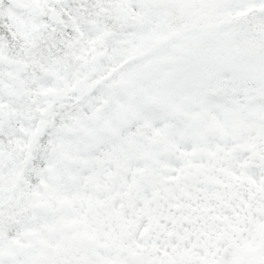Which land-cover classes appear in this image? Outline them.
I'll list each match as a JSON object with an SVG mask.
<instances>
[{
    "label": "snow or ice",
    "instance_id": "snow-or-ice-1",
    "mask_svg": "<svg viewBox=\"0 0 264 264\" xmlns=\"http://www.w3.org/2000/svg\"><path fill=\"white\" fill-rule=\"evenodd\" d=\"M0 264H264V0H0Z\"/></svg>",
    "mask_w": 264,
    "mask_h": 264
}]
</instances>
